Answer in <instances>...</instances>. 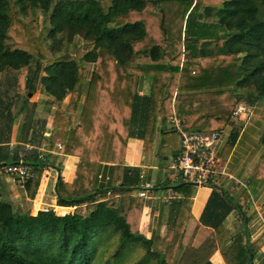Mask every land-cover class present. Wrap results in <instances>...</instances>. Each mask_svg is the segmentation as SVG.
Returning a JSON list of instances; mask_svg holds the SVG:
<instances>
[{"label": "trees", "instance_id": "1", "mask_svg": "<svg viewBox=\"0 0 264 264\" xmlns=\"http://www.w3.org/2000/svg\"><path fill=\"white\" fill-rule=\"evenodd\" d=\"M76 37L89 46L81 56ZM0 73L7 75L0 91L14 89L22 105L39 85L54 96L53 136L79 157L76 179L57 184L72 212L32 215L0 200V264H175L192 185L175 186L186 196L172 202L176 216L164 235L148 236L147 200L134 194L142 169L125 164L128 140L142 118L149 162L158 119L176 115L186 129L231 126L235 145L236 105L264 103V0H0ZM142 77L148 94L138 92ZM12 99L0 93V119ZM174 134L175 127L164 130V148ZM25 160L35 168L25 183L32 199L49 162L38 154ZM106 163L114 164L111 186L96 188ZM223 218L184 264H214L218 249L227 264H252L264 238L251 244L239 233L228 242Z\"/></svg>", "mask_w": 264, "mask_h": 264}, {"label": "crops", "instance_id": "2", "mask_svg": "<svg viewBox=\"0 0 264 264\" xmlns=\"http://www.w3.org/2000/svg\"><path fill=\"white\" fill-rule=\"evenodd\" d=\"M144 60L153 62L149 57ZM6 76L5 73H0V90ZM4 92L0 91L6 103L15 97L14 89ZM138 92H150V82L147 78H141ZM29 96L26 104L22 105L12 99L14 105L6 104L1 108L7 115L0 119V200L11 202L15 209L28 210L32 215L47 209L64 215L72 212L74 207L65 206L58 200V179L62 177L66 182L76 179L79 157L64 153L63 143L57 136H53L54 112L60 105L54 96L42 85ZM68 100L69 96L63 104L66 105ZM168 120L169 118L164 120L163 117L158 119L149 162L144 161L146 155L144 140L141 138L143 120L140 117L134 124L133 135L128 140L125 152L126 166L142 169L141 188L148 182L153 184L144 197L147 200L144 232L148 236L166 233L169 219L177 213L172 207V202L186 197L184 192L175 190V186L184 180L179 172L168 168L175 150L181 149L180 135L178 134L180 143L177 147H163V132L170 128ZM237 120L242 124V130L235 145L232 148L229 146L232 130L230 126L225 129V134L215 146L221 172L208 184L188 182L192 185V197L187 205L189 216L181 243L176 250L175 264L185 263L196 248L215 231L211 224L222 219L224 214L225 230L233 234L229 238V233L223 232L222 238L229 239L228 242L239 233L251 244H256L264 238V168H260L264 159V103L255 105L252 113ZM171 140L172 145L175 138L172 137ZM59 144L62 147H59ZM36 154L39 157H47L49 165L45 167L37 193L31 199L25 187L14 181L4 167L8 166L5 165L6 161H18L21 155L25 159L28 155L34 159ZM161 154H167L164 157L168 158L167 162L161 161ZM113 173L114 164H103L98 172L95 187L111 186ZM166 185L169 186L168 189L164 188ZM138 192L139 189L134 190L137 196ZM212 262L227 264L220 249L212 256ZM252 264H264V242L260 250L256 251Z\"/></svg>", "mask_w": 264, "mask_h": 264}, {"label": "built area", "instance_id": "3", "mask_svg": "<svg viewBox=\"0 0 264 264\" xmlns=\"http://www.w3.org/2000/svg\"><path fill=\"white\" fill-rule=\"evenodd\" d=\"M254 111V106L247 102H239L234 109V117L239 119L243 114ZM169 125L175 127L181 138V150L168 164V168L179 172L181 179L187 182H194L199 185L208 184L215 175L221 172L219 158L215 149L216 143L225 134V129H186L185 121L176 115L169 117ZM59 147H62L59 144ZM42 160L46 157L41 155ZM5 171L11 174L14 181L25 187V183L34 177V166L26 162L23 155L17 163L5 166ZM153 184L146 183L139 189V196L146 197L147 190Z\"/></svg>", "mask_w": 264, "mask_h": 264}, {"label": "rangeland", "instance_id": "4", "mask_svg": "<svg viewBox=\"0 0 264 264\" xmlns=\"http://www.w3.org/2000/svg\"><path fill=\"white\" fill-rule=\"evenodd\" d=\"M75 43L77 44L76 47V52H75V56H81L85 51H87L88 49V43L82 41V40H78V37L75 38ZM247 114H243L241 115L240 118H243L244 116H246ZM169 126V125H168ZM170 127V126H169ZM172 137L175 138L174 143L172 144V147L175 148L178 146V144L180 143L179 140V136L177 134L172 135Z\"/></svg>", "mask_w": 264, "mask_h": 264}]
</instances>
